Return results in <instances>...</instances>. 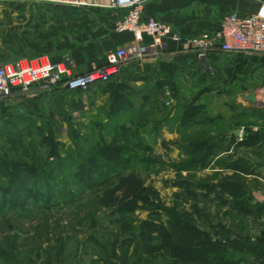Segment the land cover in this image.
<instances>
[{
	"label": "rangeland",
	"instance_id": "374dc122",
	"mask_svg": "<svg viewBox=\"0 0 264 264\" xmlns=\"http://www.w3.org/2000/svg\"><path fill=\"white\" fill-rule=\"evenodd\" d=\"M120 17L115 10L0 3V63L73 57L87 69L117 47ZM171 63L164 56L133 63L118 79L82 91L0 99V187L12 188L8 201L21 197L12 206L0 191V264H132L138 254L156 253L192 264L176 258L175 247L185 252L193 237L221 248L264 237L255 215H238L229 196L211 188L231 176L248 195L253 189L233 165L212 170L229 169L223 158L211 165L224 147L210 157L208 144L196 156L190 151L248 124L240 104L250 86L218 83L213 67L200 85ZM21 179L38 196L24 197Z\"/></svg>",
	"mask_w": 264,
	"mask_h": 264
},
{
	"label": "crops",
	"instance_id": "0c3cea01",
	"mask_svg": "<svg viewBox=\"0 0 264 264\" xmlns=\"http://www.w3.org/2000/svg\"><path fill=\"white\" fill-rule=\"evenodd\" d=\"M107 3L108 0H94L95 6L82 8L112 13L114 9L100 7L107 5ZM261 6H264V0H155L145 4L144 16L169 25L180 36L190 37L201 33L214 34L220 29L222 21L228 15L237 13L240 16H248L257 12ZM115 11L119 15L122 14L120 11ZM132 39L131 33L123 32L117 34L114 45L119 47L132 41ZM166 47L167 55L164 57H168L172 61L173 69L186 72L183 74L185 79L189 80L192 77L194 78L193 82L200 85L207 83L206 79L209 76L206 71L199 67L200 61L195 52L183 49L181 43L171 41H167ZM71 58L76 72H83L88 69H80L81 64L77 66L75 59ZM205 60V65L212 66L216 70L217 75L215 77L218 83L229 85L244 81L246 85L250 86L249 89H244L243 102L240 104L243 111L249 112L250 121L248 124H241L225 130L223 141L209 144L213 148L224 147L223 151L212 157L211 165L223 158L226 160V165H229V169H220L219 165L221 164H219L217 170H212L229 172L230 166H235L238 170L231 172L246 177V181L253 188L251 196L254 202L264 204V59L258 56H244L213 50L206 55ZM50 61L53 60L50 59ZM250 94L254 95L255 102L248 100ZM239 115L240 120L241 114ZM233 131H239V135L238 137L232 135L233 140H229ZM262 219H264V212L256 219L260 229H264V220ZM261 223L262 226H260ZM249 240L251 244H264V237L250 238ZM132 264L172 263L168 254L156 253L146 256L138 254L132 259ZM231 264H264V256L255 253L236 252Z\"/></svg>",
	"mask_w": 264,
	"mask_h": 264
},
{
	"label": "built area",
	"instance_id": "2783aa9c",
	"mask_svg": "<svg viewBox=\"0 0 264 264\" xmlns=\"http://www.w3.org/2000/svg\"><path fill=\"white\" fill-rule=\"evenodd\" d=\"M155 0H108L100 7L120 11L119 32L132 34V41L116 47L99 64L86 71L76 72L70 57L53 62L47 58L22 59L0 63V99L16 94L38 95L58 90L82 91L116 80L133 63L156 61L167 55V41L181 43L183 49L195 52L199 67L212 71L204 64L213 50L264 59V6L248 16L228 15L214 34L180 36L173 28L144 16L146 3ZM94 0H0L1 4H44L91 7ZM173 103L172 93L165 92V105Z\"/></svg>",
	"mask_w": 264,
	"mask_h": 264
},
{
	"label": "trees",
	"instance_id": "16d2710c",
	"mask_svg": "<svg viewBox=\"0 0 264 264\" xmlns=\"http://www.w3.org/2000/svg\"><path fill=\"white\" fill-rule=\"evenodd\" d=\"M204 144L209 145V143L207 142H196V144H192V146L190 147L191 153H193V155L195 156L198 155V149L204 147ZM209 146L212 151L209 152V155L206 154L208 155V157L215 154V151H213L215 147L213 148L212 145ZM203 160H205V157L202 160H199V164L201 167L202 165H204ZM92 165L93 169L95 170L97 168V165ZM191 167H194V165H192ZM231 179V176H225L222 178L220 184L211 186V188L213 187L215 189H218V191H221V197L226 193L230 198L229 204L231 210L235 211L238 215H255L256 217L261 215V213L264 212V204H259L257 202L253 203L254 200L252 196L248 195L247 192L243 190V183H241L242 181L237 180V182L234 183L233 181H230ZM199 187L202 189L210 188V186H208L207 184L199 185ZM17 188H20L25 193L24 197L38 196V192L35 191L36 189L31 188V186H29L23 179L19 180ZM11 190V187H0V191H2L1 194L3 196V201L8 202V204H11L13 206L18 203V201H20L21 197H14L12 200L8 201ZM173 224L174 226L181 228L186 227V225L181 224L176 220ZM191 229L194 231V228ZM189 245L190 248L188 250L185 249V252L181 251V248L178 249L175 247V251H179V254H177L175 257L183 258L185 259V261L192 264H231L233 262V255L236 252L255 253L259 256H264V244H251L249 238H241L240 240L235 239L232 243H230V247L225 248L224 246L223 248H221V243H212L209 237L207 238L206 236L201 235L200 237H193ZM129 264L131 263L129 262Z\"/></svg>",
	"mask_w": 264,
	"mask_h": 264
},
{
	"label": "water",
	"instance_id": "95a60500",
	"mask_svg": "<svg viewBox=\"0 0 264 264\" xmlns=\"http://www.w3.org/2000/svg\"><path fill=\"white\" fill-rule=\"evenodd\" d=\"M248 100H250V101H252V102H255L254 95H253V94H250V95L248 96ZM231 134L234 135V136H236V137H238V135H239V131H233Z\"/></svg>",
	"mask_w": 264,
	"mask_h": 264
}]
</instances>
